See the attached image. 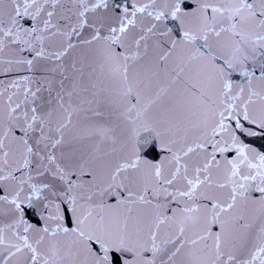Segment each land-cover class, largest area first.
<instances>
[{"label":"snow or ice","instance_id":"obj_1","mask_svg":"<svg viewBox=\"0 0 264 264\" xmlns=\"http://www.w3.org/2000/svg\"><path fill=\"white\" fill-rule=\"evenodd\" d=\"M0 264H264V0H0Z\"/></svg>","mask_w":264,"mask_h":264}]
</instances>
